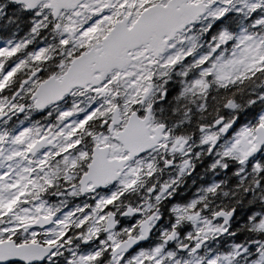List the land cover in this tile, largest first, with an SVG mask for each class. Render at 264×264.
<instances>
[{
    "label": "snow or ice",
    "instance_id": "obj_1",
    "mask_svg": "<svg viewBox=\"0 0 264 264\" xmlns=\"http://www.w3.org/2000/svg\"><path fill=\"white\" fill-rule=\"evenodd\" d=\"M0 264H264V0H0Z\"/></svg>",
    "mask_w": 264,
    "mask_h": 264
}]
</instances>
